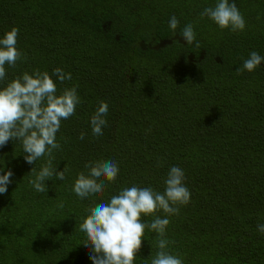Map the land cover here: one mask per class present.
I'll use <instances>...</instances> for the list:
<instances>
[{"label":"trees","instance_id":"1","mask_svg":"<svg viewBox=\"0 0 264 264\" xmlns=\"http://www.w3.org/2000/svg\"><path fill=\"white\" fill-rule=\"evenodd\" d=\"M215 3L0 0V37L17 27L27 56L0 87L24 71L60 67L72 79L57 80L58 89L78 85L82 101L57 133L55 163L69 169L66 179L45 181L46 192L28 182L44 159L27 164L16 141L0 148V168L14 173L0 195V264H92L79 230L87 209L133 184L163 191L173 165L184 170L191 200L168 217L171 251L184 264H264V64L235 72L251 51L264 56V0H236L247 22L238 33L200 19ZM173 15L179 29L194 25L200 49L173 37ZM101 100L108 125L96 138L89 121ZM101 159L119 164L116 182L80 200L71 190L77 173ZM156 238L146 230L134 264H151Z\"/></svg>","mask_w":264,"mask_h":264},{"label":"clouds","instance_id":"2","mask_svg":"<svg viewBox=\"0 0 264 264\" xmlns=\"http://www.w3.org/2000/svg\"><path fill=\"white\" fill-rule=\"evenodd\" d=\"M199 17H207L222 31L238 33L247 27L236 0H216L214 5L204 7ZM179 23L175 15L170 17L168 27L173 37L179 32L187 47L200 49L194 25L187 23L179 29ZM18 37L17 27H12L0 37V84L7 80V68L14 69L18 62L27 60L26 54L17 47ZM262 64L264 56L251 51L235 72L237 75L252 73ZM71 79V73L60 67L54 68L51 74L34 69L31 73L24 71L0 87V148L10 140L16 141L22 147L27 164L35 165L38 160H45L39 170L33 167L29 173L32 178L28 182L38 193L48 190L45 181H64L69 171L66 166L62 171L57 170L54 153L62 150L57 140L62 121L76 115L82 102L78 85L63 89L57 87V80L64 84ZM108 113V104L101 100L89 121L94 137L103 135V129L108 125ZM85 135V132H80L79 139L83 140ZM158 166H162L159 161ZM119 172V164L115 160L88 161L84 170L77 173L71 190L80 200L102 196L105 189L116 182ZM0 173H3L0 174V195H3L7 193L14 173L3 168H0ZM186 180L184 170L173 165L163 179V191L133 184L120 189L108 201L93 202V206L87 209L89 214L79 226L85 235L83 246L89 249L92 264H134L146 230L155 232L157 236V250L154 256L150 255L151 264H184L180 254L173 253L169 247L174 241L167 238V227L170 224L168 217L179 215L181 206L190 203L191 191ZM58 207L62 208L63 203ZM161 211L164 218L157 215ZM148 216L154 219L145 221L143 218ZM257 231L264 235V224H258Z\"/></svg>","mask_w":264,"mask_h":264}]
</instances>
